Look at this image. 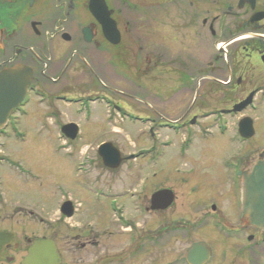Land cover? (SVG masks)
I'll list each match as a JSON object with an SVG mask.
<instances>
[{
	"label": "flooded vegetation",
	"instance_id": "af4514ba",
	"mask_svg": "<svg viewBox=\"0 0 264 264\" xmlns=\"http://www.w3.org/2000/svg\"><path fill=\"white\" fill-rule=\"evenodd\" d=\"M13 69L30 82L4 130L47 98L56 127L72 124L78 136L81 111L60 123L58 110L76 103L66 96L78 81L140 82L142 99L168 108L147 106L136 116L148 127L143 156L121 155L109 170L97 154L109 142L95 146L110 175L123 165L131 172L138 159L144 166L140 189L97 184L91 204L54 189L16 200L3 173L21 177L29 168L0 150V264H186L198 242L209 248L205 264H261L264 234L241 213V185L264 157V133L263 145L255 139L264 111V0H0V73ZM117 116L129 113L106 115ZM246 118L248 139L238 133ZM159 132L170 136L161 140ZM76 138L62 141L70 158L81 150ZM161 190L173 201L154 210L151 197ZM187 196L191 203H178Z\"/></svg>",
	"mask_w": 264,
	"mask_h": 264
},
{
	"label": "rangeland",
	"instance_id": "374dc122",
	"mask_svg": "<svg viewBox=\"0 0 264 264\" xmlns=\"http://www.w3.org/2000/svg\"><path fill=\"white\" fill-rule=\"evenodd\" d=\"M143 84L147 85L144 82ZM139 85L141 83L136 81H129L126 86L118 82L102 86L97 82L87 81H78L68 85L67 90L70 94L66 98L76 103H72L73 105L69 107L59 104L60 123L70 120L69 115L77 110L82 113V117H78L82 125L76 138L81 150L79 154L71 158L61 150L64 147L62 141L65 138L56 127V122H52L49 116V111L46 109L49 103L47 98L42 99L41 105L35 102L23 108L22 111L27 114L26 116L21 117L22 111L16 113L13 126L0 134V143L5 144L4 147H0V150L12 159L21 157L18 162L25 168H29V173L21 177L18 174L3 173L5 187L13 189L15 199H24V193L27 191L37 193L54 189L72 195L82 204H91L95 202L97 184L103 187L111 186V184L115 187L116 184L117 188L140 189L143 180L141 171L144 166L141 159L130 162L129 168H131L128 170L131 172L128 173L123 165L116 175H110L109 171L101 166L95 149L100 141L106 140L115 146L123 157L128 154L143 156L140 152L147 143L148 127L136 116L146 114L147 106L153 110L161 107L168 108V102L166 106H163L151 98L142 99V95H139L142 91ZM147 88L153 94L159 90L157 86L151 84ZM79 95H92V98L80 100ZM94 95L97 97L94 98ZM120 109L129 113V116L107 119V114L115 113ZM257 117L262 126L259 130L257 127L258 133L255 139L258 144L263 145L260 134L264 133V111ZM108 121L114 125L115 129L111 130ZM231 132L233 131L229 133ZM157 134H160L161 140H166L170 136L169 133L159 132L155 133L156 138ZM69 151L73 152V148ZM153 172H157L156 168L150 170V177ZM211 172L212 174L215 172L213 168ZM158 176L151 178V181H157ZM191 202V196L181 197L178 201V203ZM203 237V234L198 235L199 239ZM209 245L214 244L210 242ZM226 249L229 250V248ZM261 264H264V257L261 259Z\"/></svg>",
	"mask_w": 264,
	"mask_h": 264
},
{
	"label": "water",
	"instance_id": "95a60500",
	"mask_svg": "<svg viewBox=\"0 0 264 264\" xmlns=\"http://www.w3.org/2000/svg\"><path fill=\"white\" fill-rule=\"evenodd\" d=\"M104 28L108 33V27ZM105 32V37L111 40V34ZM112 42L115 44L116 40ZM29 82L30 75L24 69H13L0 73V131L6 126L11 112L23 101ZM249 103L250 99L245 100L234 111H240ZM60 132L66 139L73 140L77 135V128L74 125H66L61 128ZM238 133L244 139L252 136L251 121L248 118L239 122ZM98 156L103 166L110 170H116L124 160L119 150L110 143L98 148ZM172 201L171 191H158L151 197L152 209L163 208L160 206L163 203L165 207L169 206ZM241 213L252 226L264 234V157L257 160L249 172L242 174ZM208 259L209 248L206 243H194L186 251L185 262L187 264H205Z\"/></svg>",
	"mask_w": 264,
	"mask_h": 264
}]
</instances>
